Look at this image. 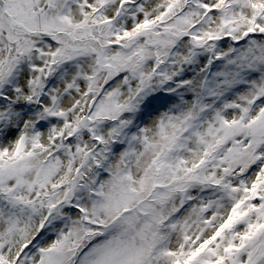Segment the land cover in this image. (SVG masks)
Masks as SVG:
<instances>
[{"label":"snow or ice","instance_id":"6c2138e0","mask_svg":"<svg viewBox=\"0 0 264 264\" xmlns=\"http://www.w3.org/2000/svg\"><path fill=\"white\" fill-rule=\"evenodd\" d=\"M0 264H264V0H0Z\"/></svg>","mask_w":264,"mask_h":264}]
</instances>
